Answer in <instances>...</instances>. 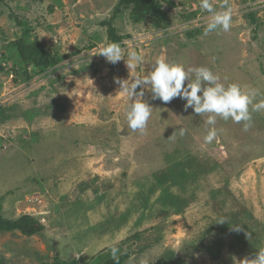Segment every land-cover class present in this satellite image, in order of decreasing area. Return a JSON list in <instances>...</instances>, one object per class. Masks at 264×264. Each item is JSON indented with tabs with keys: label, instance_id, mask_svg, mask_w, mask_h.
<instances>
[{
	"label": "rangeland",
	"instance_id": "374dc122",
	"mask_svg": "<svg viewBox=\"0 0 264 264\" xmlns=\"http://www.w3.org/2000/svg\"><path fill=\"white\" fill-rule=\"evenodd\" d=\"M118 1L0 0V214L43 225L33 235L0 231V264H104L113 245L123 264H247L264 249V109L247 131L219 116L208 125L210 114L144 88L152 113L141 133L127 126L133 101L118 81L164 57L258 90V103L264 0H227L230 30L206 36L200 0H157L162 21L115 11ZM210 2L224 10L225 0ZM24 33L56 60L26 66L11 50ZM109 43L143 62L109 63L99 54Z\"/></svg>",
	"mask_w": 264,
	"mask_h": 264
},
{
	"label": "clouds",
	"instance_id": "9594fccd",
	"mask_svg": "<svg viewBox=\"0 0 264 264\" xmlns=\"http://www.w3.org/2000/svg\"><path fill=\"white\" fill-rule=\"evenodd\" d=\"M200 7L210 14L203 33L205 36L218 29H222L224 32L230 30L232 9L228 6L227 0L222 6L224 9L222 11H217L210 0H200ZM99 54L112 64L126 58L129 70L137 68L143 62V57L136 51H128L125 56L117 43L107 44ZM191 73L195 74V79L190 82ZM219 81L220 77L207 67L185 69L182 63L169 61L164 57L158 58L147 75L136 76L131 82L118 81L121 90L133 101L127 106V126L133 131L139 130L141 133L146 130L152 113V106L143 99V89L148 88L151 90L153 99L170 103L174 98H180L186 101L185 110L192 108L198 115L210 114L206 120L208 125H215L216 118L219 116L224 120L231 118L236 123L245 122L244 130L247 131L251 127V112H259L264 109V99L253 103L258 95V90H245L238 83L225 86ZM146 86H150V88ZM138 88H141V91H137ZM184 132L185 130L181 129L180 135H184ZM216 136L217 131L212 128L204 140L210 144ZM220 222H224V220ZM234 227L238 231L240 226L235 225ZM119 252L120 249L117 246H111L110 253L113 260L118 261ZM247 264H264V249L258 250L253 259L247 260Z\"/></svg>",
	"mask_w": 264,
	"mask_h": 264
},
{
	"label": "trees",
	"instance_id": "16d2710c",
	"mask_svg": "<svg viewBox=\"0 0 264 264\" xmlns=\"http://www.w3.org/2000/svg\"><path fill=\"white\" fill-rule=\"evenodd\" d=\"M132 6L133 14L137 19H142L147 15L153 16L158 21H162L166 18L167 13L162 9V6L157 0H119L115 8V11L119 10L121 6ZM114 16V15H113ZM110 23V21H109ZM25 29V27H23ZM109 36L114 40H121L122 37L115 33V29L109 28ZM28 33H24V38L18 39L12 46L11 50L17 53L22 61L27 65H33L36 67H43L49 64V61L56 60L54 55L45 49V46L39 40L27 41ZM43 225L34 217L24 214L15 219H6L0 214V231L6 230H19L23 234L33 235L40 231ZM126 254L119 255V259L113 260L108 258L104 264H123Z\"/></svg>",
	"mask_w": 264,
	"mask_h": 264
}]
</instances>
